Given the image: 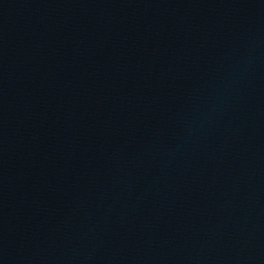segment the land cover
<instances>
[{
  "label": "water",
  "instance_id": "95a60500",
  "mask_svg": "<svg viewBox=\"0 0 264 264\" xmlns=\"http://www.w3.org/2000/svg\"><path fill=\"white\" fill-rule=\"evenodd\" d=\"M0 264H264V0H0Z\"/></svg>",
  "mask_w": 264,
  "mask_h": 264
}]
</instances>
